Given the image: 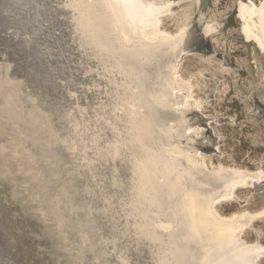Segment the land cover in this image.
I'll list each match as a JSON object with an SVG mask.
<instances>
[{
  "label": "rangeland",
  "instance_id": "1",
  "mask_svg": "<svg viewBox=\"0 0 264 264\" xmlns=\"http://www.w3.org/2000/svg\"><path fill=\"white\" fill-rule=\"evenodd\" d=\"M83 1L14 0L15 9L0 11L19 26L0 30L2 241L26 264H176L180 239L160 230L156 218L176 211L143 204L134 189L151 168L144 152L157 165L154 152L164 153V143L148 141L141 120L130 128L126 105L144 108L126 102L118 52L84 44ZM172 1L159 29L175 37L186 28L185 48H165L156 63L139 67L160 88L166 81L158 76L175 63L173 105L162 104L172 116L170 141L188 180L214 190V175L264 171V52L241 34L238 4L249 0H211L203 23L197 0ZM207 24L215 27L209 34ZM8 52L41 58L39 86ZM233 193L214 208L243 220L240 239L261 246L255 264H264V178ZM172 220L179 224L178 216Z\"/></svg>",
  "mask_w": 264,
  "mask_h": 264
},
{
  "label": "bare ground",
  "instance_id": "2",
  "mask_svg": "<svg viewBox=\"0 0 264 264\" xmlns=\"http://www.w3.org/2000/svg\"><path fill=\"white\" fill-rule=\"evenodd\" d=\"M200 1L197 0L199 4ZM75 2H78L79 5L80 0H75ZM174 3L172 0H84L80 3L84 7L80 21L85 31L84 44L90 47V43H92L97 48L103 47L106 50L111 49L113 52H118V63L125 74V83L129 87L127 92L129 97L126 102L139 104L144 108V111H142L141 108L134 109L128 104L126 105L128 106V113L126 114L129 115L130 128L139 125L137 121L141 120L148 141L154 140V142L162 141L164 143V153L157 154L154 152L155 158H158L157 165L153 155H149L147 151L144 152L149 161L147 165H150L151 168H144L141 173L142 179L134 184V189H136L137 197L139 196L144 202L143 204L147 206L155 205L161 210L165 209L167 213H170L171 209L176 211L171 213V216H178V225L172 223V217L160 218V220L156 217L160 230L166 231L169 229L170 231L167 230L169 233H166V235H176L180 239V244H176L177 248L180 247L175 253L176 264H189L190 261H194L196 264H255L260 256L261 246L259 244H248L241 240L239 233L243 220L238 219V221H235L236 218L232 217L231 219L229 217L222 218L216 212L214 204L220 198L233 197L235 193H233V190L239 184L245 185L249 182L262 181L264 171L253 172L232 169L229 176L226 172L227 175L218 174L212 177L216 182L214 190L213 188L201 190L196 187L194 183L188 180L187 169L181 166L182 164L179 162L181 156L177 155L173 142L170 141L172 137L167 125L172 120V116L166 112L168 107L162 105H170L169 107L173 105L168 95L173 85L177 83L175 77L177 72L174 71L176 65L170 63L167 75L164 78L158 76L162 82L166 81L160 84V88H154L152 81H149L154 78L147 75V73L145 74L143 68L141 71V67H139L140 64L146 66L150 63H156L159 53H165L163 51L165 48L176 47L180 52L185 48L187 41L185 38L187 35H185L186 28H183L175 37L161 31V28L159 29L161 24L160 15L169 11ZM238 7L240 10L238 17L242 22L241 34L249 41L256 43L264 52V0L260 4L253 0L240 1ZM214 30V26L205 25L204 32L206 34ZM12 118L14 117L12 116ZM2 127L0 126L1 132H3ZM0 142H2L1 139ZM1 147L4 148L2 145ZM142 147L148 149L145 143H142ZM21 170L20 168L16 171ZM186 174H188V177ZM197 184L200 187L203 186V183L199 181ZM164 187H166L168 194H164ZM21 202L23 204V201ZM30 202L28 201L27 205ZM36 204H38L37 201ZM31 205L34 204L31 203ZM254 216L249 218L253 219ZM170 225L173 228H170ZM189 243L190 249L188 247ZM183 244L187 246L185 245V247ZM204 248H209L208 253L206 251L202 252Z\"/></svg>",
  "mask_w": 264,
  "mask_h": 264
},
{
  "label": "water",
  "instance_id": "3",
  "mask_svg": "<svg viewBox=\"0 0 264 264\" xmlns=\"http://www.w3.org/2000/svg\"><path fill=\"white\" fill-rule=\"evenodd\" d=\"M13 1L14 0H0V11L5 10V9H13V8L15 9L16 5L14 6ZM23 1H25V0H23ZM175 1H179V0H175ZM210 4H211V0H201L200 1L199 21L202 23L205 20V16H206V14L210 8ZM21 8H22V6L19 5V9H21ZM5 21H6V18H4V16H2V14H0V24H2V23L4 24V27H0L1 31L5 32L9 29L19 27L18 25L15 26L14 23H12L11 21H9V23H6ZM199 29L201 30V28H199ZM8 53L11 54L12 52H8ZM26 53L27 52H23V53H21V55H16L13 53L10 55V59H12L13 61H16V62L20 61L19 62L20 74H23V75L29 77V79H31V77H32L34 80L33 83L35 82L36 83L35 85L39 86V84L37 82L36 73L39 74L42 71V68L39 66V64H40L39 62H41V58L40 59L37 58L38 62H34L33 58L28 57ZM37 57H42V54L39 52L37 54ZM33 72H34V75L32 74ZM31 81H32V79H31ZM0 233H2L1 229H0ZM0 264H26L24 262V258L21 257V255H18L17 251L11 250L9 248L8 244H6L5 242L2 241L1 235H0Z\"/></svg>",
  "mask_w": 264,
  "mask_h": 264
}]
</instances>
